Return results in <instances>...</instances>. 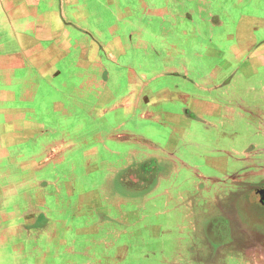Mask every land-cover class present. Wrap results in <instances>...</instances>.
Returning <instances> with one entry per match:
<instances>
[{
  "label": "rangeland",
  "instance_id": "rangeland-1",
  "mask_svg": "<svg viewBox=\"0 0 264 264\" xmlns=\"http://www.w3.org/2000/svg\"><path fill=\"white\" fill-rule=\"evenodd\" d=\"M232 1L214 0V3L212 2L209 6L198 0H195L194 3H188L189 1L182 3L179 1L180 6L178 9L180 10L185 7H182V5H189L182 11L183 15L192 14L193 10L198 14L196 12L193 13L194 22H188L185 17L182 18L184 20L177 25L176 29L165 35L166 29H173L172 23L165 22L167 19L166 14L161 13L165 11L166 5H168L165 0L157 3L155 0H115V5H111L108 0H93L94 5L91 9L93 10V15H90L88 20L93 23V27H96L98 34L103 36V39L107 38L106 42L102 40L106 51L110 52L113 49V52L120 54L119 50L123 46L125 53L126 49L131 48V55L125 54L123 57L122 55L119 56V58L124 61L128 70L131 69L132 72H135L137 79L140 76L146 77V80L142 78L141 81L139 79L141 83L143 81V83H146V86H144L145 90L142 91L140 97L142 101L141 107L146 106L144 104L146 97L159 100L158 97H163L165 91L172 90L169 94H165L166 101H161L157 110L176 113L180 108H184L185 105H192L196 109L195 111L199 112L203 110V106H208V104H211L212 108L216 110L215 113L202 112L201 120L191 122L193 129L189 130L188 140L192 148L187 153L185 152L186 155L180 154L178 147L174 151L173 156L171 151L169 152V158L180 170L176 174L179 176L176 186L173 185L176 180L172 179L173 182L170 184L168 182L166 188H168L167 191L170 195L175 193L181 197L167 200L166 202H161L155 198L149 199L148 196L151 197L152 195L148 192L149 190H140V185L129 184L128 175L122 172L121 167H123V163L128 162L130 150L133 152L137 151L139 155V152L147 150L145 147H147L148 143L160 144L166 141L167 138L169 139L170 124L168 123L167 129L166 125L155 123L152 119H141L137 116V111L135 115L122 117L123 119H118L115 116L110 117L112 115L102 119L97 117L95 113L90 115L92 110L95 111V102L97 101L96 93L91 94L90 86L87 87V89L90 88L88 92L79 93L80 96H84L83 98L87 100L83 103L79 101L78 105L70 102V97L76 98L78 96L77 92H75L76 84L81 82L79 79L82 78V71L76 68H78V64L80 65L79 69L87 68L88 62H78L80 50L76 45L78 42L81 43L83 39L80 38L81 36L75 35V33H71L72 39L70 41L72 47L67 56L48 53H44L41 56H31L30 62H35L38 67L43 65L42 60L44 58L46 61L51 60L52 73H54L50 75L51 71L48 70L35 72L36 70L30 69V71L34 72L32 81H34L35 86L33 87V92H31L30 99L36 101V103L32 104L36 107L37 117L2 120L6 124L4 128L8 129L3 130L2 141H0V176L3 179L0 187L5 188L11 177L15 178L16 175L20 177L25 175L26 179L24 178L20 181L15 179L13 181L14 192H16L17 188L21 197L27 193V187L35 190L37 184H39L45 190L46 198H43L49 201L50 198L56 200L57 196H62L65 189L59 191L57 183H55L56 186L53 184L48 189H45L48 184L42 182L59 180L63 182L62 185L65 183L66 187L67 183L73 182L74 179L79 177L80 180L75 183L79 186V201L84 204L80 223L83 226L86 225L88 232H90L88 230L90 227L95 228V230H92L89 235L86 234L82 242L84 245L79 246L78 249L89 257L88 259L92 261L90 264H95L93 258L96 259L98 251L106 255L113 253L115 246H102L99 245L100 242L108 244L114 241L118 243L117 239L119 237L122 238L123 234L129 233V230L127 231L125 227L129 228L132 226H135V232H137L138 228L145 230V238H139L137 242L136 240L130 241L131 243L128 245L132 247V250L129 251L127 249L129 257H126L124 264H176L177 260L178 264H240V260L247 255L250 257V261L252 258H257L256 263L253 262L252 264L262 263L260 262V259H262L260 256L264 252L263 206L245 205L246 203H243L240 195L237 200L235 197L233 198L234 193L225 197L226 199L222 197L219 200L214 198L208 201L207 199L205 204L201 203V200H195L194 202L197 204L194 209L189 206L187 201H192L191 196L197 189L194 185L195 183H192L194 180L191 178L194 175L192 174L193 168L195 170L200 169L203 173H210L205 158L206 156L212 157V155L208 154L206 150L213 148V151L215 149L217 151L226 149L227 151L234 149L243 151L252 145L260 149L264 148V118H259L256 111L257 107L261 111L264 110V63L259 61L251 64L249 61L245 62V58L239 60L235 55V50L240 49L242 45L251 43L255 44L252 45L253 47L249 53L253 50L252 53L264 51L262 50L264 48V27L253 21L257 13L255 12V15L252 13L254 8L248 0L243 1L244 7L242 9H245L246 4L249 3L247 5L249 10L243 12L244 14L239 16V13H237L240 10V4L232 8L234 11L237 10L236 13H231L230 11V15H228L227 12H224L226 6L231 4ZM256 1L258 4L257 8L260 6L264 8V0ZM144 3H146V8L143 6ZM130 4L131 10L126 12L124 18L121 15L123 13L122 10ZM145 9L147 10L146 13ZM209 13L220 17L225 23L219 25L220 27H212L209 33L207 32V39L203 40L197 36L200 25L195 21H199V19ZM186 18L188 17L186 16ZM241 19H245L246 26L249 29V37L240 40V38H236L238 34L236 24ZM52 24H55L54 20H52ZM204 27L206 30L208 29L207 24ZM69 30L74 32L76 28L71 26ZM181 30H188L189 32ZM92 31L94 32V30ZM212 35L213 38H211ZM56 42V38H51L41 43L44 50L52 51L58 47L55 45ZM95 55L97 57L101 56L104 60L106 58L99 51L95 52ZM19 66V70L15 73L20 78V83H23L25 78H27V72L21 70V64ZM245 67L249 68L244 72ZM116 72L118 73L119 71ZM114 78L121 79L118 74ZM118 79L114 81V86L111 85L112 87L109 89L107 87L103 88L104 92L106 90L108 92L106 97L111 96L108 100H112L118 93H123L124 89L125 91L132 89V85H127L126 82L119 85ZM226 79H232L227 86L222 88L215 87L221 85ZM26 80L24 83H26ZM183 92L192 95L190 101L188 100L189 103L181 100L180 96ZM89 99L93 100V102ZM42 100L45 103L41 102V106L37 101ZM242 101L252 110L250 113L244 114V116H241L239 109ZM59 102H63V106L58 105L55 107V104ZM37 103H39V107ZM24 104L25 102L20 103L21 106ZM11 123L17 124L20 129L28 124L31 131L35 130L34 139L31 140L33 142L27 143L29 148L32 146L35 147V150L27 148L29 150L24 149L12 152L6 149L7 145L5 143L11 142L9 127ZM205 123L215 124L218 128L214 131H207L204 128L206 127ZM81 126L83 128L79 129ZM41 130L44 131L43 134L37 133V131ZM98 131L100 133L123 135L124 139L116 141L113 138L110 142L105 141L106 146L116 152L109 153L102 146L103 150L98 153L100 155L99 160H96L97 162L91 166H87V164L84 166L81 162L83 161L82 158L81 161L73 158L70 164L64 162V160H59L60 153H65L58 151L56 148L48 149L49 146H47V149L43 147V150L38 149V144H41V146L44 144L45 146V144L47 145L54 140L60 141V139L70 142L75 141L77 137L88 141L87 143L84 142L88 146L89 141L97 144L100 137L97 136L96 132ZM83 132L87 135L82 136ZM17 140L19 143L25 142L21 136ZM101 140L103 139L101 138ZM210 141L213 145L208 147ZM101 144L104 145L103 143ZM217 151L216 155H214L216 158L222 157L225 159L227 154H229H223V152L217 154ZM200 154L202 155L201 157ZM222 154L223 156H221ZM180 160L186 163L182 164ZM260 160L264 161V153L260 152L259 156L252 157L251 162L242 161L238 165V170L251 168L257 165ZM128 163L130 165L133 164L132 160ZM40 166L43 170L40 172L35 171ZM151 166L155 167L154 162L151 163ZM89 173L95 176L86 178ZM91 183H94L95 186L92 187L93 184ZM67 185H71V183ZM90 186L93 189H89ZM55 187L58 192L56 197L54 195ZM173 187L174 189H172ZM204 187H207L206 183ZM85 189L86 191H84ZM40 191L43 192L41 189ZM156 191L157 189L153 191V194ZM92 192H95L94 196ZM158 194L160 193L158 192ZM250 194L251 189L243 195L244 200L249 201ZM65 195L66 197L68 196L66 192ZM96 195L101 196V199L98 200ZM29 196L32 197L31 194ZM97 200L100 203L99 205ZM218 201L221 203H218ZM161 204H167L168 208L175 211L174 216L170 218L172 222H176L179 215L181 217L177 234H171L169 240H167L168 236L163 237L165 240L164 247H161L159 242L156 243L154 237L156 228L161 223L156 219L157 215H159L157 212L160 211L159 205ZM89 208H91L90 212ZM35 209L33 206L30 207L29 214L36 213ZM70 210L71 208L67 215ZM219 211H221V216L225 218V220L222 219L223 223L227 225V227L225 226L227 236L224 238L225 240L221 241L211 236L209 230L211 223L219 219L216 217V215L219 216ZM23 212L27 214L24 218L26 220L28 213L25 210H21V207H18L15 216L17 217L18 214L23 215ZM48 214L47 216L50 219H56L53 209ZM28 217L31 218L32 226L37 227L43 224V215H38L36 220L32 216ZM194 220H200L202 225L204 222L203 226H206V230H203L202 227L201 229L198 228L182 239L183 237H180L179 232L185 228H190L187 224ZM44 224L47 225V222H44ZM96 225L97 227H95ZM145 225L148 226L147 230ZM214 225L217 226V224ZM79 228L80 234L83 236L85 232L81 230V224ZM223 229L224 227L221 228V230ZM43 231L39 234H42ZM37 233L34 231L35 242L33 243L36 246L39 241L36 239L40 236ZM20 239L21 244L26 238H23V241L22 237ZM87 242L89 244H85ZM220 242L224 243L223 246L219 244ZM115 253L117 255V250ZM91 254H93V257ZM84 260L86 259L84 258Z\"/></svg>",
  "mask_w": 264,
  "mask_h": 264
},
{
  "label": "crops",
  "instance_id": "crops-1",
  "mask_svg": "<svg viewBox=\"0 0 264 264\" xmlns=\"http://www.w3.org/2000/svg\"><path fill=\"white\" fill-rule=\"evenodd\" d=\"M108 1L111 5L116 4L115 0ZM160 1L161 0H155L156 3ZM165 1L168 5H166L165 11L161 13L166 14L167 19L165 20V22H170L173 26V29H166L165 35L176 29L177 25L182 22V20H184L182 19L184 17L188 22H194L193 13H195L196 11L193 10L192 14L183 15L182 11H184L189 5H182V7H185L181 10L178 9V7L180 6L179 1H181L182 3H186L188 1V3H194L195 0ZM198 1L204 3L207 6H209L212 2L214 3V0ZM243 1L244 0H233L231 4H228V6H226L224 12H227L228 15H230V11L231 13H236L237 10L234 11L232 8L233 6L235 7L240 4V10L237 12L240 16L244 14L243 12H247L249 10L247 5H249L250 3V5H252V7L254 8L252 13L254 15L255 12L257 13L254 17L255 20L253 21H256L257 24L264 27V8H262L261 6L257 8L258 4L256 0H248L250 2L246 4L245 9H242V7H244ZM260 1L261 0H259L258 2ZM93 5V0H0V141H2V134L4 132L3 130L8 129L4 128L6 124L3 123V119H14L19 117L29 119L38 116V114L36 113V107L32 104L36 103V101L30 99L31 92H33V87H35L34 81H32V77H34L33 71L36 70L35 72H38V70H48L51 71L50 75L54 73H52L53 68L52 63H50L52 62L51 60L46 61L44 58L42 60L43 65L38 67L35 62H30L31 56H41L44 53L62 54L64 56H67L72 47L70 41L72 39L71 33H75V35L81 36L80 38L83 39L81 43L78 42L76 45L80 50L78 62H88L87 68L85 67L84 69H79V64L78 68H76L77 70L82 71L81 76L83 79H79V81L81 82H78L76 84L77 88L75 89V92H77L78 96L76 98L70 97V102L78 105L79 101L83 103L85 100H87L83 98L84 96H80L79 93L88 92L90 88L87 89V87L90 86L91 94L93 95V93H96L95 95L97 97V101L95 102L96 109L95 111L92 110L90 112V115L95 113L97 117L101 119L106 118V116L108 117V115H112L110 117L115 116L120 119L125 116L130 117L132 114L135 115L137 111V116L139 118L152 119L155 123L166 125L167 129L169 123V139L167 138L166 141L160 144H153L152 142L148 143L147 147H145L147 150L139 152V155L137 151L133 152L132 150H130L128 162L132 160L133 164L130 165V163L125 162L126 165L125 163H123V167H121V170L125 173V175H128L129 184L133 183L134 185H140V190H149L148 192L152 194L151 197L148 196L149 199L155 198L157 200H160L161 202H166L167 200H173L181 197L180 195H176L175 193L170 195L167 191L168 188H166L168 182L169 184L173 182L172 179L176 180L173 183V185L176 186L179 179V176L176 174H178L180 170L179 167L176 166L172 161V159L169 158V152L171 151V154L173 156L174 151L178 147L180 154L182 153L186 155L187 151L192 148V146L190 145L191 143L188 140V134L190 133L189 130L193 125L191 122H197L201 120L203 116L202 112L215 113L216 110L212 108L213 106H211V104H208V106H203V110L199 111L200 113L198 111H195L196 109H194L192 105H185L184 108H180L176 113H168L157 110L158 104L161 101H166L165 94H169L170 92H172V90L165 91L163 97H158L159 100H157V98L152 99V97H146L144 103L146 106L141 107L142 101L140 100V97L142 91L145 90L144 86H146V83H143L144 81L141 83L140 80L142 78L146 80V77L140 76L137 79L135 72H132L131 69L128 70L124 61L119 58V56L121 55L122 57L125 54L128 56L131 55V48H129L128 50L126 49L125 53L123 46V48L119 50L120 54L113 52V49H111L110 52L106 51L105 44L102 40L105 41L107 40V38L103 39V36L98 34L99 32L96 27H93V23L88 20V17H90V15H93V10H91ZM143 6L144 8H146V3H144ZM130 10L131 4L127 8H124L122 10L123 13H121V15L125 18L126 12ZM146 11L147 10L145 9V13ZM186 16L188 18H186ZM52 20L55 21V24H52ZM195 22L200 25L197 36L203 40L207 39V32L209 33V30H211L212 27H220L219 25H223L225 23L220 17L211 13ZM205 24L208 25L207 30L204 27ZM71 26H74L76 28L74 32L69 30ZM236 27L238 29L236 38H240L241 40L243 38L249 37V29L246 26L245 19H241V21L236 24ZM92 30H94L95 33ZM181 31L187 33L189 32L188 30ZM51 38L57 39L55 45H57L58 47L54 48L52 51L44 50L41 42L47 39L49 40ZM208 38L210 39V37ZM211 38H213V35L211 36ZM59 42L62 43L60 44ZM63 44L65 45V47ZM254 44L255 43L242 45L240 49L235 50L236 57L239 60L245 58V62L249 61L251 64L258 63L259 61H261V63H264V51H257L256 53H252L254 51L253 50L251 53H249L250 49L253 47L252 45ZM255 49L257 50V48ZM262 50H264V48ZM97 51L106 56L105 60L101 56L97 57L95 55V52L97 53ZM19 64H21V70L27 72V78H25V80L27 79L26 83H24L25 80L23 81V83H20V78L16 76L15 72L19 70ZM31 68L33 71H30ZM247 68L249 67H245L243 71L245 72ZM116 71L119 72L117 73ZM116 74H118V76H120L121 78H117L119 80V85H122L124 82H126L127 85H132V89H129L128 91H125L124 89L123 93H118L112 100H108L111 96L106 97L108 92L107 90L104 92L103 88L107 87V89H109L110 87H112L111 85H113L114 81L117 80L114 78V76L116 77ZM231 80L232 79H226L224 82H222L221 85L215 87H225ZM191 96V94L183 92L181 93L180 97L181 100L189 103L188 100L190 101ZM90 101L93 102V100ZM22 102H25L23 106L20 105V103ZM37 102H39L41 106L42 103H45L44 100ZM39 103H37L38 107ZM62 103L63 102H59L55 104V107L58 105L63 106ZM239 109L242 114L241 116H244V114H248L252 111L243 101L241 102ZM256 111L259 118H264V110L261 111L257 107ZM204 125H206V127L204 128L207 131H214L218 128V126L215 124L213 125L205 123ZM9 127L11 142L5 143V145H7L6 149H9L12 152L24 149L35 150V147L30 146L29 148V146L27 145V143L33 142L31 140L34 139V134L36 133L35 130L31 131L28 124L26 127L22 126L21 129L17 124L15 125L14 123L9 124ZM82 128L83 127L81 126L79 129ZM42 131L43 130L37 131V133L43 134L44 131ZM96 133L97 136H100L97 144L95 142L91 143L89 141L88 146L84 144V142L87 143L88 141H86L84 138L77 137L75 141L70 142L60 139V141L54 140L47 145L45 144V146L44 144H42V146L41 144H38V149H47V146H49L48 149L56 148L58 149V151L65 153H60L59 160H64V162H68V164H70V162L73 161V158L80 159V161L82 158L83 161L81 162L84 166L85 164H87V166H91L95 162H97L96 160H99L100 155H98V153L99 151L101 152L103 148L109 153L116 152L115 150H112L111 148L106 146L105 141L110 142V140L113 138L116 141L124 139L123 135H113L104 132L100 133L99 131ZM83 135L87 134L83 132L82 136ZM19 136H21L25 142L22 141L21 143H19L18 140L16 141ZM101 138L103 140H101ZM101 143H103L104 145H102ZM212 145L213 144H211L210 141L208 147ZM206 151H208V154L210 153L212 155V157L206 156L205 158L210 173H203L200 169L195 170V168H193L194 171L192 172V174L194 175H192L191 178L194 180L192 183H195L194 185L197 189L191 196L192 201L187 200L189 206L193 207L192 209H194L197 204L194 202L195 200H201V203L205 204L207 199L208 201L214 198L219 200L221 197L225 198L232 195L233 193V198L235 197L237 200L240 195V199L243 200L244 204L246 203L245 205H260L264 208V161H258L257 165H252L253 167L251 168L238 170V165H240L242 161L251 162L252 157L259 156L260 152L264 153V148L260 149L252 145L249 148L244 149L243 151L237 149H234L232 151H227V149L217 151V149H215L213 151V148ZM216 151L217 154L222 152L223 154H229H227V158L225 159L222 157L216 158L214 156L216 155ZM223 154L221 156H223ZM201 156L202 155L200 154V157ZM11 159L13 160V158ZM153 162L155 164V167L151 166V163ZM180 162H182V164L186 163L183 160H180ZM40 167L38 169L36 168L37 170L35 171H42L43 169L42 167ZM94 176L95 175L89 173L87 174L86 178ZM24 178L25 175H22L21 177L19 175H16L15 178L11 177L9 179V182H7L8 185H6L5 188L0 187V264H90V262L92 261L88 259L89 257L85 256L83 252L78 249L79 246L84 245V243L82 242L84 241L86 234L89 235L92 230H95V228L90 227L88 229L90 230V232H88L86 230V225L83 226V224L80 223L84 204L79 201V186L75 183L78 182L80 178L77 177L78 179H74L73 182L68 181L69 183L67 184L71 183V185L66 184V187L65 183L64 185H62L63 182L59 180L42 182L48 184L47 186H45V189H48L49 186L53 184L55 185V183H57L58 189H60L59 191L65 189V192L68 195L66 197L65 192H63L62 196L60 195L59 197H56V195H58V192L55 187L54 195L56 197V200H52L50 198L49 201H47V199H44L46 198L45 190L44 187H41L42 185L39 184H37L35 190H31L29 187H27L28 190L25 189L27 190V193L22 195L21 197L19 196L20 193L19 191H17V188L16 192H14L13 181L15 179L16 181H20ZM2 181V176H0V183ZM205 183L207 184V187H204ZM91 184H93L92 187L95 186L94 183ZM92 187L90 186L89 189ZM248 188L251 189V194L250 200L246 201L244 200L243 195L247 191H250V189ZM40 189L43 190V192L40 191ZM156 189L157 191L153 194V191ZM172 189H174V187ZM84 191H86V189ZM158 192L160 194H158ZM92 193V195L94 196L95 192ZM30 194L32 195V197L29 196ZM72 195L74 196L72 197ZM71 198H75V200ZM96 198L100 200L101 196L96 195ZM61 199H63V201H61ZM98 200L97 202L99 205L100 203ZM218 203L221 202L218 201ZM166 205L167 204L159 205L160 211L157 212V214L159 215H157L156 217V219L161 223L160 226L156 228V235H154V237L156 239L155 242H159V244H161V247L165 246V240L163 239L164 236H168L167 240H169V236H171V234H177V232L179 231L178 226H180L179 223L181 219L179 215L180 218L178 217V220L176 222H172L170 218L174 216L173 214L175 211L168 208ZM32 206L36 208V213L30 215L28 211ZM18 207H21V210H25L28 213V216L34 217L35 220L38 215H43V224L38 225L37 227L32 226V221L30 220L31 218L27 216V219H24L27 215L24 214V212L23 215L18 214V216L16 217L15 212ZM70 208V213L67 215ZM51 209L54 210L56 219H50L47 216L49 215L48 213ZM88 210L90 212L91 208H89ZM171 211L173 212L171 213ZM218 215L219 216L216 215V217L219 219L211 223V227L209 228V230L211 232V236H213L216 240L221 241L225 240L224 238H226L227 236V230L225 228V226L227 227V225L223 223V220H225V218L221 216V211L218 212ZM44 222H47V225H45ZM80 224L81 230L85 232L83 236L79 231ZM214 224H217V226H215ZM187 225L188 227L190 226V228H185L179 232L180 237H183L182 239L186 238L187 235L193 233L198 228L201 229L202 227L203 230H206V226H203L204 222L202 225L200 220L190 221ZM95 227H97V225ZM145 227L147 230L148 226L145 225ZM223 227L224 229L221 230V228ZM125 229L127 231L129 230V233L123 234L122 238L119 237L117 239V241H119L118 243L114 241L108 244L100 242L99 245L108 247L111 245L113 247L115 246V248H113V253L110 255H106L98 251V254H96V259L93 258L95 264H124L126 262V257H129V254H127V249H129V251L132 250V247L128 244L131 243V240H136L137 242L139 238H145V230H141L140 228H138L137 232H135V226L129 228L125 227ZM34 231H36V233L38 232L37 234L43 231L42 234H39V238L36 239L39 240L37 242V246L33 243L35 242ZM20 237H22V241L24 240L23 238H26L21 244ZM30 237L33 238L31 239ZM150 243L152 242L150 241ZM85 244H89V242ZM219 244L223 246L224 243L220 242ZM116 250L118 252L117 255H115ZM91 256L93 257V254H91ZM84 258L86 260H84ZM249 258L250 257L247 255L240 260V264H252L253 262L256 263L257 258H252L251 261L249 260ZM260 258H262L260 259V262H262L261 264H263L264 252L260 256ZM176 264H178V260L176 261Z\"/></svg>",
  "mask_w": 264,
  "mask_h": 264
}]
</instances>
